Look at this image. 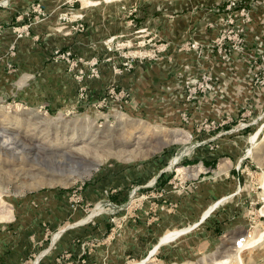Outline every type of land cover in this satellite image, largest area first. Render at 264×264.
Listing matches in <instances>:
<instances>
[{
  "label": "rangeland",
  "instance_id": "rangeland-1",
  "mask_svg": "<svg viewBox=\"0 0 264 264\" xmlns=\"http://www.w3.org/2000/svg\"><path fill=\"white\" fill-rule=\"evenodd\" d=\"M55 1L0 0V264H78L98 219L121 229L161 169L184 187L199 147L235 159L191 241L218 252L182 264H264V0H62L50 21ZM188 12L202 26L171 35Z\"/></svg>",
  "mask_w": 264,
  "mask_h": 264
},
{
  "label": "crops",
  "instance_id": "crops-1",
  "mask_svg": "<svg viewBox=\"0 0 264 264\" xmlns=\"http://www.w3.org/2000/svg\"><path fill=\"white\" fill-rule=\"evenodd\" d=\"M47 9L50 15V21L52 19L54 20L58 12L62 10V0L55 1L54 5H49ZM87 13L85 14L86 16L88 15ZM191 15L192 14L188 12L181 20L179 17L173 18L172 21H170L171 35L177 36L181 31L187 33L190 32L194 26H202L201 23H194ZM88 20L90 24V28L88 29L90 30L89 34L96 35V32L100 28V24L95 19L93 22L92 17L91 19L87 17V21ZM255 24H259V27H263L264 19H261L260 22H258V20L256 21V19L253 20L251 26ZM90 42V45L93 47L99 49L103 48V39L96 40L93 38ZM170 47H173L172 42L169 48ZM137 62V68L142 70V73L146 71L147 75L150 73L149 71L154 68L150 66L152 62ZM262 90H264V88H262ZM232 94L237 97L236 93ZM236 97L234 98L236 99ZM231 98L232 96L230 95V99ZM217 136L220 137L221 135ZM195 152L192 158V160L195 159V164L192 166L193 172L189 174L190 180L194 178V181L186 179L189 181L184 187H175L176 189H174L172 185H169L172 180L164 181L163 178L167 179L168 177L166 174L163 175L165 171L161 169L155 176V181L149 179L143 184H140V196H144L145 198L140 208L131 214L129 219L123 222L122 228L118 231L114 230V225L110 223L108 219L106 222H103V219H98L96 221V230H98L99 233L98 238L92 240L93 244H90L91 247H86L85 256H82L84 252L79 255L80 257L82 256V258H80L82 260L78 259V261H80L78 264H81V262H87L88 264H132L134 262L144 261L158 245H160L159 248L146 264H182L190 261L187 257L192 260L196 252L195 255L198 256L197 260L200 261L213 252L217 253L221 245L218 243L219 236L217 237V235V238H215V240H217L214 244L210 241H206L195 246L191 244V241L196 234L201 231L200 227L204 223H207L209 216L212 214L211 213L200 223L204 213L212 206L209 205L211 199L209 194L212 192V181L210 179L212 178V173L210 169L220 165L221 159L225 155L229 156L228 159L231 162H234L235 158L233 154L226 153L222 151V149L209 152L206 147H199ZM207 152L208 154L205 155ZM243 159L244 158H240L238 160L239 163H243ZM233 168L236 167L233 166ZM203 169L208 173L200 171ZM196 170L198 173L195 172ZM206 174H208V176H206ZM158 189H162L166 192L162 198L159 193H156ZM167 201L173 205H171V207L163 205V203ZM172 206H174V208ZM196 224L199 225L193 228ZM182 229L191 230L180 235L173 241L167 243L161 241L168 232ZM211 231H213V229L210 230V232ZM235 232L236 231H230L228 234L234 236L236 235Z\"/></svg>",
  "mask_w": 264,
  "mask_h": 264
},
{
  "label": "built area",
  "instance_id": "built-area-1",
  "mask_svg": "<svg viewBox=\"0 0 264 264\" xmlns=\"http://www.w3.org/2000/svg\"><path fill=\"white\" fill-rule=\"evenodd\" d=\"M232 7H239V8H241V6H240V3H238L237 1H232L231 3H230V5H228V8L229 9H231ZM241 11L242 12H245V7H243V8H241ZM240 11V12H241ZM81 27H83L82 25H81ZM115 41V39H109V40H107V41H105V45L107 46V48H108V50H109V52L110 51H113V42ZM145 46V44L144 45H142V47H144ZM198 46L199 45H197V44H193V48H195V49H198ZM59 52V51H58ZM145 54V55H144ZM151 55L149 54V53H146V52H143V53H141L139 56H137L138 58H141V59H145V58H148V57H150ZM246 243H247V239H246V237H240L238 240H236V242H235V247L237 248V249H241V250H245L247 247H246Z\"/></svg>",
  "mask_w": 264,
  "mask_h": 264
},
{
  "label": "bare ground",
  "instance_id": "bare-ground-1",
  "mask_svg": "<svg viewBox=\"0 0 264 264\" xmlns=\"http://www.w3.org/2000/svg\"><path fill=\"white\" fill-rule=\"evenodd\" d=\"M175 163V161L173 162V164ZM219 204V203H218ZM217 205V204H216ZM216 205H214L213 207H211L208 211H207V213H206V215H205V217L211 212V210H213L215 207H216ZM181 232H174V233H170V234H168V235H166L163 239H162V242H166L167 240H170L171 239V237L173 236V235H175V236H177V235H179ZM57 237V236H56ZM157 247V246H156ZM143 262H141V263H138V264H142Z\"/></svg>",
  "mask_w": 264,
  "mask_h": 264
},
{
  "label": "water",
  "instance_id": "water-1",
  "mask_svg": "<svg viewBox=\"0 0 264 264\" xmlns=\"http://www.w3.org/2000/svg\"><path fill=\"white\" fill-rule=\"evenodd\" d=\"M206 218H207V217L203 218V219L201 220V222H203ZM201 222H200V223H201ZM200 223H199V224H200ZM199 224H196L193 228L197 227ZM190 230H191V229H190ZM188 231H189V230H188ZM182 234H184V233H182ZM182 234H181V235H182ZM179 236H180V235H179ZM179 236H178V237H179ZM159 246H160V245H158L157 248H156L153 252H151L150 256L147 257V258L143 261L142 264H146V263H147V261L151 258V256H152L153 254H155V252L157 251V249L159 248Z\"/></svg>",
  "mask_w": 264,
  "mask_h": 264
}]
</instances>
